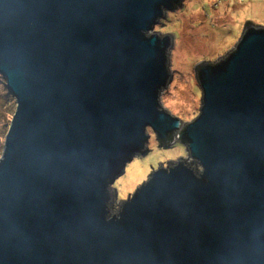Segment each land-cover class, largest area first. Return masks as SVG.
<instances>
[{
	"label": "water",
	"instance_id": "obj_1",
	"mask_svg": "<svg viewBox=\"0 0 264 264\" xmlns=\"http://www.w3.org/2000/svg\"><path fill=\"white\" fill-rule=\"evenodd\" d=\"M184 0H0V74L17 101L0 159V264H264V27L196 67L200 114L163 104ZM184 143L114 211L147 150Z\"/></svg>",
	"mask_w": 264,
	"mask_h": 264
},
{
	"label": "rangeland",
	"instance_id": "obj_2",
	"mask_svg": "<svg viewBox=\"0 0 264 264\" xmlns=\"http://www.w3.org/2000/svg\"><path fill=\"white\" fill-rule=\"evenodd\" d=\"M248 23L264 27V0H184L180 8L170 11L157 23L153 33L174 36L170 53L173 74L161 100L169 105L171 112L181 115L185 123L197 118L202 107L196 67L227 56ZM16 109L17 101L0 74V159ZM148 132L151 137L147 150L126 164L125 173L113 185L116 190L112 201L114 211L119 209L121 198L134 194L162 164L173 165L183 159L201 171L199 163L188 155L184 143L163 145L151 129Z\"/></svg>",
	"mask_w": 264,
	"mask_h": 264
},
{
	"label": "trees",
	"instance_id": "obj_3",
	"mask_svg": "<svg viewBox=\"0 0 264 264\" xmlns=\"http://www.w3.org/2000/svg\"><path fill=\"white\" fill-rule=\"evenodd\" d=\"M250 23L246 24V25H249ZM170 144V143H169ZM169 144H166V145H169Z\"/></svg>",
	"mask_w": 264,
	"mask_h": 264
},
{
	"label": "bare ground",
	"instance_id": "obj_4",
	"mask_svg": "<svg viewBox=\"0 0 264 264\" xmlns=\"http://www.w3.org/2000/svg\"><path fill=\"white\" fill-rule=\"evenodd\" d=\"M178 9V8H177Z\"/></svg>",
	"mask_w": 264,
	"mask_h": 264
}]
</instances>
